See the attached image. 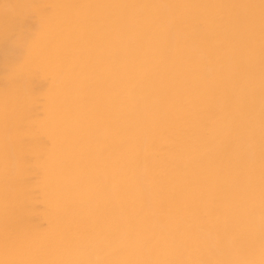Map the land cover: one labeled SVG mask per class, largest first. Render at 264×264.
Masks as SVG:
<instances>
[{"label": "bare ground", "instance_id": "1", "mask_svg": "<svg viewBox=\"0 0 264 264\" xmlns=\"http://www.w3.org/2000/svg\"><path fill=\"white\" fill-rule=\"evenodd\" d=\"M32 1L0 264H264V0Z\"/></svg>", "mask_w": 264, "mask_h": 264}, {"label": "rangeland", "instance_id": "2", "mask_svg": "<svg viewBox=\"0 0 264 264\" xmlns=\"http://www.w3.org/2000/svg\"><path fill=\"white\" fill-rule=\"evenodd\" d=\"M26 2H27V4H25ZM14 3H16V5ZM21 5H23V7ZM2 8H4V9H2ZM10 8H12V9H10ZM0 9L3 10L2 14H0V16H1L0 17V55H1L0 56V66H1L0 67V69H1L0 70V82H1L0 83L1 84L0 90H2V88L3 89H5V87L7 88L14 81V79L16 80L17 79L16 77L18 76V73L20 72L18 63L17 62L13 63L14 60L12 59V55H11L12 54L11 48L14 46V42H16L15 38L17 37L18 38L17 41H18L20 38H25L27 36V33L29 31H31L33 28L34 19L36 18L35 16H38L40 11H39L38 5L36 3H34L32 0H25V1H23V0H0ZM27 10H30L31 12L27 11ZM23 11L25 12V14ZM27 12H29V13H27ZM33 13L35 14V16ZM29 15H30V17H29ZM27 17H29V18H27ZM18 20H19V23H18ZM18 26H19V28H18ZM3 34H5V35H3ZM12 34H14V35H12ZM12 36H13V38H12ZM10 42H12L13 44H10ZM3 46H4V48H3ZM7 52L10 56L7 54ZM10 52H11V54H10ZM4 53H6L5 54L6 56L4 55ZM10 63H11V65H10ZM6 78H8L7 79L8 81H4V80H6ZM3 86H5V87H3Z\"/></svg>", "mask_w": 264, "mask_h": 264}, {"label": "clouds", "instance_id": "3", "mask_svg": "<svg viewBox=\"0 0 264 264\" xmlns=\"http://www.w3.org/2000/svg\"><path fill=\"white\" fill-rule=\"evenodd\" d=\"M2 11H3V10H2V9H0V14H2Z\"/></svg>", "mask_w": 264, "mask_h": 264}]
</instances>
